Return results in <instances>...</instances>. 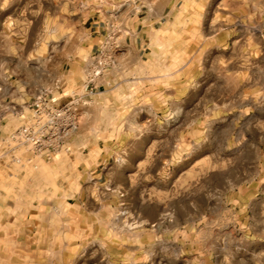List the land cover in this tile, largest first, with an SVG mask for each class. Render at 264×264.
Segmentation results:
<instances>
[{"label":"rangeland","instance_id":"rangeland-1","mask_svg":"<svg viewBox=\"0 0 264 264\" xmlns=\"http://www.w3.org/2000/svg\"><path fill=\"white\" fill-rule=\"evenodd\" d=\"M3 68L76 126L1 139L0 264H264V0H0Z\"/></svg>","mask_w":264,"mask_h":264},{"label":"built area","instance_id":"built-area-1","mask_svg":"<svg viewBox=\"0 0 264 264\" xmlns=\"http://www.w3.org/2000/svg\"><path fill=\"white\" fill-rule=\"evenodd\" d=\"M91 81L88 79L85 88ZM28 107L30 114L25 122L3 140L2 154L10 155L18 162L21 160L18 156L20 151L28 154V161L50 158L51 152L59 145L60 137L69 134L76 126L74 110L69 104L60 105L59 98L49 90H38Z\"/></svg>","mask_w":264,"mask_h":264},{"label":"crops","instance_id":"crops-1","mask_svg":"<svg viewBox=\"0 0 264 264\" xmlns=\"http://www.w3.org/2000/svg\"><path fill=\"white\" fill-rule=\"evenodd\" d=\"M28 87L26 81L14 77L8 69L0 70V142L29 116L28 103L39 86ZM63 101L65 99L61 98Z\"/></svg>","mask_w":264,"mask_h":264}]
</instances>
